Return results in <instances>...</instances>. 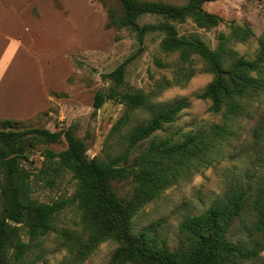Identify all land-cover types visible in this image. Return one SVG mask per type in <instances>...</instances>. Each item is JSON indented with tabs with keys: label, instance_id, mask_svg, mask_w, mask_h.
I'll use <instances>...</instances> for the list:
<instances>
[{
	"label": "rangeland",
	"instance_id": "1",
	"mask_svg": "<svg viewBox=\"0 0 264 264\" xmlns=\"http://www.w3.org/2000/svg\"><path fill=\"white\" fill-rule=\"evenodd\" d=\"M151 1L184 4L187 0ZM24 3V0H0V4L6 5H0V65L3 69L0 71V111H10L30 99L33 104L43 103L42 81L57 87L63 83L65 71H28L26 64L29 60L24 57L28 49L47 56L51 66L54 64V50H67L69 70L64 88L48 91L52 98L45 109L29 118H11L19 122L12 128L5 127L6 130L25 132L22 141L29 159H20L19 165L31 173L30 195L40 202H66L55 215L52 230L30 241L23 263H109L119 245L115 237L100 241L83 257L79 254L81 242L88 237V228L81 222V211L71 199L76 181L69 172L55 173L45 168L43 152L45 149L57 152L66 148L63 132L71 127L86 144L89 159L106 161L125 148L133 128L144 124L154 113L176 100L184 103L176 119L137 143L130 151L127 165L139 157L152 141L181 140L187 133H208L214 124H225L226 134L217 140L203 159H193L183 166L181 174L133 213L131 234L146 229L150 235L157 237V247L167 252L187 248L194 238L179 230V222L186 216L202 213L229 187L241 186L245 191L244 207L226 236L236 244H254L258 235L253 227L254 213L250 205L254 197L264 194V86L243 97V110L237 114H226L223 108L211 111V100L201 99L198 94L217 75L206 68V62L197 54L193 53L190 61L183 63L177 51H163L159 44L160 33L152 31L144 36L143 51L126 64L122 86L129 91L145 93L146 105L127 111L124 105L107 100L94 111V92L105 91L111 84L103 80L101 74L113 70L138 47L132 29L105 28L107 8L121 12L119 1L39 0V5L45 9L41 12L43 34L36 45L29 44V36L25 35L29 29H24L25 24L13 21L20 10L8 6H22ZM35 6L37 11L33 8V12L39 16L38 4L35 3ZM203 8L219 16L218 25L200 28L191 19L174 22L180 35L187 37L197 33L210 48H215L218 33L228 34L233 25L248 26L252 35L246 41L228 38L227 48L236 54L225 56L223 68L228 69L235 57L246 60L258 57L260 39L264 41V0H208ZM158 20L154 15L145 14L137 21L139 24H155ZM39 42L43 43L42 47L37 45ZM16 64L23 68L19 70ZM259 64L260 71H264V62ZM21 100L23 102L19 103ZM123 115L127 121L111 130ZM34 129L58 131L61 135L57 141L45 143ZM0 181H3L1 175ZM138 186L134 173L111 181L114 194L124 201L133 196ZM1 202L0 187V207ZM23 238L28 241L24 234ZM237 264H264V248Z\"/></svg>",
	"mask_w": 264,
	"mask_h": 264
},
{
	"label": "trees",
	"instance_id": "2",
	"mask_svg": "<svg viewBox=\"0 0 264 264\" xmlns=\"http://www.w3.org/2000/svg\"><path fill=\"white\" fill-rule=\"evenodd\" d=\"M118 1L121 12L107 8L105 28L116 26L132 29L138 47L113 70L101 74L102 79L111 84L105 91L94 92V111L107 100L124 105L127 111L146 105L145 93L129 91L122 86L126 64L143 51L144 36L152 31L160 33L159 44L163 51H177L183 63L189 62L193 53L197 54L206 62V68L217 75L198 94L201 99L211 100L209 110L223 108L226 114H237L243 110V97L263 88L264 71H260L259 64L264 62L262 39L257 58L246 60L235 57L228 69L223 68L225 56L236 54L227 48L228 38L246 41L252 35L248 26L233 25L228 34L218 33L215 48H210L197 33L187 37L179 34L174 22L191 19L200 28L218 25L219 16L203 8L208 0H187L184 4L151 0ZM145 14L158 17V22L139 24L138 18ZM183 107V101L176 100L154 113L147 122L133 128L125 148L106 161L89 159L86 144L71 127L63 132L66 148L57 152L45 149V168L55 173L69 172L76 181L71 199L81 211V222L88 228V237L79 248L81 257L108 237H115L119 242L108 264H237L264 248V194L254 197L250 205L254 213L253 227L258 235L257 241L244 246L232 242L226 236L244 207L245 191L241 186L229 187L220 199L202 213L186 216L179 222V230L194 238L192 245L187 248L167 252L157 247V237L150 235L146 229L131 234L130 219L133 213L181 174L183 166L193 159H203L217 140L226 134L225 124H214L208 133H187L181 140L152 141L139 157L127 165L132 148L164 124L173 122ZM126 121L127 117L121 116L111 130ZM18 122L10 118L0 119V125L3 126L0 127V175L3 177V181H0V264H24L23 258L29 250L30 241L52 230L55 215L66 203L63 200L40 202L30 195L31 173L19 165L20 159H29L22 141L25 132L5 129L12 128ZM34 131L40 133L45 143L55 142L61 135L58 131L48 129ZM131 173L138 181V190L128 200H120L111 188V181ZM23 234L28 237V241L24 240Z\"/></svg>",
	"mask_w": 264,
	"mask_h": 264
},
{
	"label": "crops",
	"instance_id": "3",
	"mask_svg": "<svg viewBox=\"0 0 264 264\" xmlns=\"http://www.w3.org/2000/svg\"><path fill=\"white\" fill-rule=\"evenodd\" d=\"M25 3L22 6H18V5H8L11 7H14V10H20L18 11L17 17L15 19H13V21L19 23L21 25L25 24L24 29H29L28 31H25V35H28V42L31 45H36L37 40H39V36L41 34H43L42 32V23L44 22L43 19H41V12H43V7H41L39 5V0H24ZM35 3L38 4V12H39V16H36L35 13L33 12V8L37 11V9L35 8ZM1 6H6L3 4H0ZM56 10V9H54ZM96 10V9H95ZM58 11V10H57ZM60 14H62L60 11H58ZM97 12V10H96ZM57 21V20H56ZM59 23L62 25V21H59ZM41 24V25H40ZM66 26V22L64 23ZM38 27H40L41 29H38ZM31 29V30H30ZM21 37V36H19ZM20 40H18L19 42ZM37 45L41 46L43 45V43L39 42ZM31 48V47H30ZM28 49V48H26ZM45 50V48H44ZM54 50V49H53ZM55 54H54V64H52V66L49 63V59L47 56L43 55V54H38L36 52H31L30 49H28V51L24 52V57H27V60H29V63L26 64V67L28 69V71H65V73L63 74L62 77V82L60 84V87H57L55 85H52L51 83H47L42 81V91H43V96H44V101L41 104H33L30 103L31 99L29 100V102H26L22 105H17L18 107H14L12 110L10 111H5L3 110L0 111V119H5V118H14V119H25V118H29L32 117L33 115L37 114L38 112H40L41 110L45 109L46 106L49 104V101L51 100V96H49L48 91L52 88L53 90H57V89H62L65 86V77L67 74V71L69 70V64L68 61L66 59V53L67 50H62V52H56V50H54ZM36 54L38 56H36ZM50 57H52V55H50ZM1 59V58H0ZM16 67L21 70L23 68L22 65L20 64H16ZM0 71H3V69L1 68L0 65ZM43 77V76H42ZM46 85V87H45ZM45 87V89H44ZM36 94V92H35ZM34 94V95H35ZM31 98V97H30ZM19 103H22L23 101H18Z\"/></svg>",
	"mask_w": 264,
	"mask_h": 264
}]
</instances>
